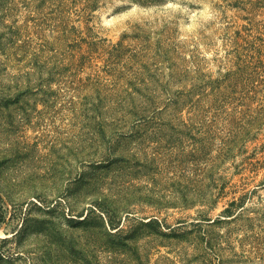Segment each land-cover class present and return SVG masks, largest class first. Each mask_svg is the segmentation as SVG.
<instances>
[{"label": "rangeland", "instance_id": "1", "mask_svg": "<svg viewBox=\"0 0 264 264\" xmlns=\"http://www.w3.org/2000/svg\"><path fill=\"white\" fill-rule=\"evenodd\" d=\"M0 264H264V0H0Z\"/></svg>", "mask_w": 264, "mask_h": 264}, {"label": "trees", "instance_id": "2", "mask_svg": "<svg viewBox=\"0 0 264 264\" xmlns=\"http://www.w3.org/2000/svg\"><path fill=\"white\" fill-rule=\"evenodd\" d=\"M232 205H234V201H232L230 204H229V206H232ZM226 212H229V211H227V210H225Z\"/></svg>", "mask_w": 264, "mask_h": 264}]
</instances>
